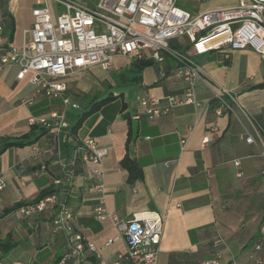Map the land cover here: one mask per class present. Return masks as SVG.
Returning <instances> with one entry per match:
<instances>
[{
	"label": "crops",
	"instance_id": "obj_1",
	"mask_svg": "<svg viewBox=\"0 0 264 264\" xmlns=\"http://www.w3.org/2000/svg\"><path fill=\"white\" fill-rule=\"evenodd\" d=\"M37 1L0 0L1 45L20 47L29 39L27 31ZM79 1L93 7L99 0ZM219 7L223 6L212 4L200 11ZM192 58L201 68V77L196 79L199 104L177 105L155 119L145 115L139 97H182L187 86L174 74L171 59L162 68L152 61L134 85L119 86L113 79L134 61L128 59L123 64L117 59L107 71L94 65L67 77L65 94L82 109L93 99L118 97L89 115L76 133L69 128L68 138L60 144L61 155L68 156L62 149L65 142L72 147L86 138L109 148L101 165L105 205L124 219L154 213L164 216L158 264H199L215 255L213 241L218 235L226 241L221 247L224 258L236 264H264V252L254 250L259 227L255 233L245 231L230 218L240 213L228 209L240 204L243 193L256 183H264V158L257 145L246 141L243 124L234 113H216L218 103L213 97L214 91L228 89L237 99L236 113L256 140L264 142V60L251 48L192 54ZM16 74V67L0 74V140L26 134L32 119L38 121L52 113L62 115L72 126L80 110L42 95L31 104L24 103L34 90L27 79L19 80ZM96 88L98 92L91 94ZM89 95L92 98L87 100ZM125 155L142 167V179L128 182V172L121 164ZM235 160L240 161L239 166ZM94 166L81 162L76 167L68 201L75 211L76 229L95 242L104 259L112 260L126 251L127 244L112 219L95 216L101 194L93 188ZM61 175L58 145L50 133L33 144L0 153V177L6 182L0 190V264L59 263L67 239L53 232V212L18 219L14 211L55 187ZM91 262L98 264L96 257Z\"/></svg>",
	"mask_w": 264,
	"mask_h": 264
},
{
	"label": "built area",
	"instance_id": "obj_2",
	"mask_svg": "<svg viewBox=\"0 0 264 264\" xmlns=\"http://www.w3.org/2000/svg\"><path fill=\"white\" fill-rule=\"evenodd\" d=\"M30 35L20 47L0 44V74L16 67V77L27 79L34 93L24 103H33L39 96L61 99L64 105L81 110V104L65 94L66 78L98 65L109 70L117 59L151 60L161 66L167 59L175 62L173 72L187 82L182 97H139V103L149 119L169 113L175 106L198 105L196 79L201 68L192 58L211 51H235L251 48L264 60V0H239L229 8H216L191 12L178 4V0H99L88 6L79 0H38L32 9ZM2 25H0V34ZM164 74V72L162 73ZM216 113H234L242 122L245 139L259 147L264 158V142L257 141L235 111L237 99L225 88L214 91ZM39 123L48 129L58 145L62 175L55 181L53 191L28 204L20 205L14 214L18 219L45 211L53 212L52 230L63 234L66 246L58 264H158L160 244L164 236V216L120 218L110 213L105 205L104 171L102 161L109 153L94 138L76 144L70 155L62 156L60 144L68 138L70 124L57 113L40 118ZM185 144V141H182ZM207 139L204 140V143ZM94 166V190L101 194L95 207L99 219L110 218L125 239L127 249L112 260L104 259L94 241L87 238L74 225L75 211L68 201L73 193L76 167L81 163ZM236 166L240 165L235 160ZM168 166V165H167ZM242 171L238 175L241 176ZM6 186L0 177V190ZM111 241H107L109 245ZM225 239L218 235L213 241L216 253L199 264H236L224 258L221 247ZM255 252H264V218L254 241ZM259 262L262 258L259 257Z\"/></svg>",
	"mask_w": 264,
	"mask_h": 264
},
{
	"label": "trees",
	"instance_id": "obj_3",
	"mask_svg": "<svg viewBox=\"0 0 264 264\" xmlns=\"http://www.w3.org/2000/svg\"><path fill=\"white\" fill-rule=\"evenodd\" d=\"M14 32V26H12L10 34L12 36ZM152 61L145 60V59H136L132 61L129 65V67L122 73L117 74V84L119 86L124 85H134L140 82L141 80V74L142 70L150 65ZM88 97V96H87ZM118 96L108 95L106 98L97 101L96 99H93L90 101V105L81 109L76 121L72 124L70 127L71 133H76L78 129L82 126L83 122L86 120V118L91 115L93 112L98 110L103 104L117 98ZM49 131L46 127L39 123H32L29 132L26 134L15 137V138H8L3 137L0 140V153L6 150L9 147H22L25 145H30L35 142H37L43 135L47 134ZM75 146H69L66 142L63 144V150L64 152L68 153L70 155L72 149ZM67 148V150H65ZM121 164L123 168H125L128 172V182L133 183L138 179H142L143 177V170L142 167L138 164L137 161L130 158L129 155H125L124 158L121 161ZM53 189L45 190L41 193V195L36 199H40L44 197L45 195L51 193ZM264 207V206H263ZM264 218V214L262 215L261 220Z\"/></svg>",
	"mask_w": 264,
	"mask_h": 264
},
{
	"label": "rangeland",
	"instance_id": "obj_4",
	"mask_svg": "<svg viewBox=\"0 0 264 264\" xmlns=\"http://www.w3.org/2000/svg\"><path fill=\"white\" fill-rule=\"evenodd\" d=\"M178 4L191 12H198L212 4L223 6L219 8H229L238 5L239 0H178ZM127 62V59L117 60L119 64ZM117 74H119V72ZM113 79L117 81V75H113ZM106 88V93H108L110 87L106 85ZM98 90V88L94 89L91 94L98 92ZM91 98L92 95H89L87 100ZM241 197L242 200H240V204L228 207V209L233 208V211L237 210L240 213L239 217L230 218L232 221L238 222L245 231L255 233L259 227L262 215L264 214V183H256L253 188L248 189Z\"/></svg>",
	"mask_w": 264,
	"mask_h": 264
}]
</instances>
